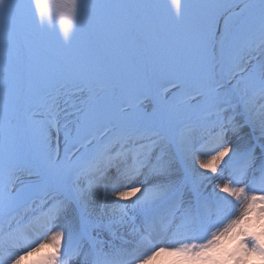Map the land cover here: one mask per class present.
Returning <instances> with one entry per match:
<instances>
[{
    "label": "snow or ice",
    "instance_id": "snow-or-ice-1",
    "mask_svg": "<svg viewBox=\"0 0 264 264\" xmlns=\"http://www.w3.org/2000/svg\"><path fill=\"white\" fill-rule=\"evenodd\" d=\"M0 264H264V0H0Z\"/></svg>",
    "mask_w": 264,
    "mask_h": 264
},
{
    "label": "rangeland",
    "instance_id": "rangeland-1",
    "mask_svg": "<svg viewBox=\"0 0 264 264\" xmlns=\"http://www.w3.org/2000/svg\"><path fill=\"white\" fill-rule=\"evenodd\" d=\"M41 255H43V252L41 253Z\"/></svg>",
    "mask_w": 264,
    "mask_h": 264
}]
</instances>
